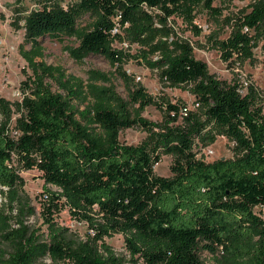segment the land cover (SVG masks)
<instances>
[{"label": "trees", "instance_id": "1", "mask_svg": "<svg viewBox=\"0 0 264 264\" xmlns=\"http://www.w3.org/2000/svg\"><path fill=\"white\" fill-rule=\"evenodd\" d=\"M40 2L26 16L31 47L20 46L31 72L22 82L23 98L11 102L0 95V185L8 188L0 206V243L8 247H0V264H209L203 252L213 256L212 264H264V218L255 210L264 206V107L258 88L249 85L241 94L238 84L219 79L196 59L189 43H180L176 52L161 44L155 60L144 52L134 55L170 86L193 85L200 109L182 113L186 106L153 97L125 69L130 55L113 45L121 24L130 23L132 37L145 34V6L159 9L165 20L180 17L199 34L198 11L218 18L230 1L78 0L67 7L57 0ZM85 14L90 20L82 25ZM225 21L228 36L214 42L221 57L233 67L253 61L254 49L264 42V0ZM44 36L75 37L78 44L67 47L75 59L99 54L115 70L91 68L83 79L39 61ZM152 104L162 108V124L143 115ZM134 127L149 133L150 144L121 141L122 130ZM219 136L233 142V157L199 158L195 148ZM162 154L173 156L171 176L154 171ZM32 169L45 182V238L25 224L33 209L21 173ZM63 208L88 225L87 239L55 221ZM14 220L19 228H13ZM116 234L124 236L130 259L106 242Z\"/></svg>", "mask_w": 264, "mask_h": 264}, {"label": "rangeland", "instance_id": "2", "mask_svg": "<svg viewBox=\"0 0 264 264\" xmlns=\"http://www.w3.org/2000/svg\"><path fill=\"white\" fill-rule=\"evenodd\" d=\"M42 0H0V95L11 102L21 101L23 98L22 82L27 80L31 73L27 61L20 53V46L25 45L29 49L31 45L26 43V16L32 9L41 6ZM46 1V0H43ZM63 6L67 7L70 3L78 0H57ZM223 9L222 15L215 18L206 11L200 9L195 19V23L200 27V33L192 30L191 26L177 16L169 17L165 20L162 12L157 8L144 7L145 25L147 31L144 35L136 34L135 37L128 34L130 23H124L119 26V36L113 39L114 47L124 50L130 55L125 64V69L134 73L148 92L159 101L167 98L173 103H180L182 113L188 110L200 109L197 103V97L192 92L193 85L186 84L178 87L170 86L160 77L158 70L150 68L142 62V59L132 58L134 55L146 53L151 59H157L163 48L176 52L180 43H189L193 47V54L196 59L207 63L211 73H214L219 79L239 85L241 94L245 95L249 85H254L261 93L264 107V42L254 49V59L246 60L241 65L233 67L222 57L219 49L215 45V40L226 38L230 28L225 21L227 17L238 13L241 10H247L249 5L255 0H229ZM220 6V1L216 2ZM90 20L88 14L79 19L80 24L86 25ZM134 30L138 23L133 26ZM40 43L44 49L45 56L38 60L45 61L53 66H60L68 74L86 79L87 71L91 68H97L103 71L111 72L115 68L102 55L92 54L83 61L75 59L67 50L78 44L75 37L58 40L50 36L41 37ZM163 44L161 47L160 45ZM47 82L53 90H58V84L52 78ZM117 89L121 95L126 96L127 92L121 80H116ZM187 109V111H185ZM264 113V111H263ZM143 115L154 123L162 124L164 122V112L159 105L152 104L145 108ZM18 113L14 115V120ZM16 134V132L14 131ZM122 142L138 145L150 144V135L141 128H127L120 134ZM233 142L227 137L219 136L217 140L205 147L197 146L195 148L197 156L207 162H212L220 158L233 157ZM173 156L162 154L161 160L154 166V171L158 175L171 176V165ZM25 179L24 193L26 199L32 207L33 212L25 217V224L29 226L30 232L36 235L48 233V225L45 223L43 215V202L45 201L44 179L42 172L38 169L26 170L21 173ZM51 190H57L53 185L48 186ZM264 218V206L255 208ZM17 212H14L16 215ZM55 221L61 226L70 229L74 237L87 239L89 235L88 225L77 219H74L67 208H63L54 215ZM13 228H19V224L14 220ZM106 242L112 246L117 254L130 259L124 236L116 234L113 237H107ZM1 248H7L6 243H0ZM202 257L209 263H213V256L208 252H203ZM46 262H50L49 259ZM128 264H132L129 262ZM139 264H144L140 262Z\"/></svg>", "mask_w": 264, "mask_h": 264}, {"label": "built area", "instance_id": "3", "mask_svg": "<svg viewBox=\"0 0 264 264\" xmlns=\"http://www.w3.org/2000/svg\"><path fill=\"white\" fill-rule=\"evenodd\" d=\"M147 7V6H145ZM185 111H187V109H185ZM8 188L6 186H2L0 185V206L2 205V202H3V197H2V190H7Z\"/></svg>", "mask_w": 264, "mask_h": 264}, {"label": "water", "instance_id": "4", "mask_svg": "<svg viewBox=\"0 0 264 264\" xmlns=\"http://www.w3.org/2000/svg\"><path fill=\"white\" fill-rule=\"evenodd\" d=\"M224 159V158H223Z\"/></svg>", "mask_w": 264, "mask_h": 264}]
</instances>
